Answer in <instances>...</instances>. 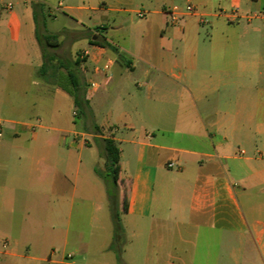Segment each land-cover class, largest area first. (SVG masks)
I'll use <instances>...</instances> for the list:
<instances>
[{
  "label": "crops",
  "instance_id": "crops-1",
  "mask_svg": "<svg viewBox=\"0 0 264 264\" xmlns=\"http://www.w3.org/2000/svg\"><path fill=\"white\" fill-rule=\"evenodd\" d=\"M93 1L71 8L77 23L124 58L88 43L87 118L73 116L62 68L58 82L52 69L37 78L1 59L0 112L9 113L0 118V264H118L105 214L92 221L94 244L80 227L70 231L68 193L76 191L83 149L92 147L84 136L120 149L121 264H264V0ZM91 12L110 14L111 26L89 28ZM20 26L0 24L14 41ZM109 60L111 75L102 67ZM119 61L129 73L115 69ZM9 86L70 102L71 126L55 104L45 124L35 103H10Z\"/></svg>",
  "mask_w": 264,
  "mask_h": 264
},
{
  "label": "rangeland",
  "instance_id": "rangeland-1",
  "mask_svg": "<svg viewBox=\"0 0 264 264\" xmlns=\"http://www.w3.org/2000/svg\"><path fill=\"white\" fill-rule=\"evenodd\" d=\"M61 1L63 2V6L59 7V2ZM34 2L35 1L30 0H0V24L14 19V21H18L21 25L18 31L19 40L17 41L12 40L0 28V68L1 66L5 67V62H2V58L3 61L11 58L15 67L14 69H19L20 67L30 70L33 69L34 73L36 71L38 78L42 76L41 69L44 64L42 48L43 46L47 47L46 40L44 39L45 36L57 35L58 37L57 42H51L53 47H47L48 51L56 56V61L53 63L54 65H58L59 61L74 62L77 59L81 61L80 56L82 52L85 50L90 51L88 43L92 40L91 33L77 23L79 18L77 17V13L71 8L79 7L84 3L88 6H92L95 4V1L48 0V5H46L44 13L38 15V28H36V23L33 19L32 5ZM89 16L92 20L86 17L84 23L91 29L100 28L102 22H104L106 26H111L108 23L109 21L112 23L110 14L91 12ZM137 25L135 24V26ZM124 31L125 30H120L116 32L115 40L119 38L121 40ZM37 35L40 37L42 45L38 43L36 38ZM109 55L113 57L112 54ZM115 69L129 73V69L120 61ZM61 71L65 72L66 70L62 68ZM91 71L92 67L87 62L81 63L80 76L86 86H88L91 80ZM66 84L68 83L66 82ZM5 97L10 103L24 104L25 106H31L35 103L37 113L46 121L45 124H49L48 122L50 119L47 115H49L48 113L52 109V104H55L61 109L64 122L71 126V120L73 119L72 105L64 99L54 98V101L52 99L44 100L39 93L32 92L28 94L12 86L7 87ZM6 110V108L1 109L0 118H7L6 116L8 115L6 114L9 112ZM21 115L27 116L26 112ZM19 117V115H15V118L18 119ZM26 120L30 121V119ZM31 121L37 123L36 119H31ZM84 139L91 141L92 147L83 149V164L80 168V174L79 177L73 179L72 182V184H75L76 191L73 192V195L71 194V190L68 193L69 203L71 204L69 212L71 210L72 216L70 231L73 233L80 227L81 232L90 235L88 240L94 244L99 235V224L97 222L92 223L93 220L96 221V219H99L105 214L110 229L109 233L113 232L111 200L104 179L95 171L96 168L102 171L105 170L106 159L102 154L101 147L96 141L89 137L87 138V136L82 137V141ZM20 165L19 162L13 164L15 171H19ZM116 202L117 209L122 216L123 211L119 196ZM74 248V245L70 243L66 252L69 253Z\"/></svg>",
  "mask_w": 264,
  "mask_h": 264
},
{
  "label": "trees",
  "instance_id": "trees-1",
  "mask_svg": "<svg viewBox=\"0 0 264 264\" xmlns=\"http://www.w3.org/2000/svg\"><path fill=\"white\" fill-rule=\"evenodd\" d=\"M35 1L32 5L33 9V19L36 23V28H38V15L43 14L47 0H30ZM45 21V20H44ZM93 37V36H91ZM38 43L42 45L40 37L36 36ZM47 43V47H53L51 44L52 41L57 42V35H47L44 37ZM91 44H98L104 48L110 49L115 53L119 54L117 48L108 43L105 39L98 38L97 40H91ZM46 46L42 48V56L44 59V64L42 66V76H47L48 71L52 69L53 75L52 78L55 81L63 82L62 78H59L57 72L63 68L66 70V82L68 83L70 89L68 90L69 94L72 96L74 101V106L76 111L81 116L88 117V100H87V86L83 82L80 76V67L81 63L84 60H75L74 62H61L59 61L58 65H54L56 61V56L48 51ZM124 58L123 54H119V60L121 61ZM97 135H99V127L94 128ZM101 147L102 154L106 159L105 170L102 171L98 168L95 169L96 173L104 179L109 193V198L111 200V211H112V222H113V236L112 242L109 246V250L114 252L117 258L118 264L122 263V255L126 245V232L121 220V214L117 209V198L119 196V173H120V149L118 144L112 139H101L98 142ZM127 211V203H123V212Z\"/></svg>",
  "mask_w": 264,
  "mask_h": 264
},
{
  "label": "built area",
  "instance_id": "built-area-1",
  "mask_svg": "<svg viewBox=\"0 0 264 264\" xmlns=\"http://www.w3.org/2000/svg\"><path fill=\"white\" fill-rule=\"evenodd\" d=\"M187 10L192 11L193 9H192V7H188ZM169 16H170V22L172 24H176L178 22L179 18L181 17V12L178 8H174V9L169 11ZM228 16L229 17H237V12L228 13ZM137 17H138V19H143L145 17V12L144 11H138ZM89 55H90L89 51L86 50V51L82 52L80 59L85 60L86 58L89 57ZM112 65H113V61H111V60H109L105 65H103V70L106 71L107 75H111L110 71H111ZM99 86H100V83L97 81H94V82H91L89 84V89L93 91V90L98 89ZM77 115H78L77 111H74L73 116L76 117ZM28 127L32 132H35L37 130L38 126L35 124H29ZM2 128H3L2 123H0V132L2 131ZM79 137H80L79 135L74 134L75 139H79ZM171 166H172V164H169V167H171Z\"/></svg>",
  "mask_w": 264,
  "mask_h": 264
}]
</instances>
